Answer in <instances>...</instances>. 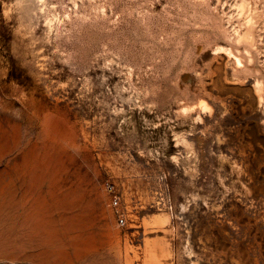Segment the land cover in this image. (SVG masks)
I'll return each mask as SVG.
<instances>
[{"label": "rangeland", "instance_id": "obj_1", "mask_svg": "<svg viewBox=\"0 0 264 264\" xmlns=\"http://www.w3.org/2000/svg\"><path fill=\"white\" fill-rule=\"evenodd\" d=\"M0 116L82 201L0 264H264V0H0Z\"/></svg>", "mask_w": 264, "mask_h": 264}, {"label": "bare ground", "instance_id": "obj_2", "mask_svg": "<svg viewBox=\"0 0 264 264\" xmlns=\"http://www.w3.org/2000/svg\"><path fill=\"white\" fill-rule=\"evenodd\" d=\"M1 108L3 109V107ZM7 108H9V106ZM4 110L5 109H3V111ZM21 115L20 113V116ZM12 117L13 116H11V118ZM11 118L6 119L12 121ZM27 119L28 118L24 117V122L26 121L27 123ZM12 122L15 127L19 129L20 123L16 121ZM44 139L45 138H42V140ZM27 141L30 140L26 135L20 132L11 137L10 140H7L5 148L0 150V161L4 155L18 151L20 145ZM39 169V180L35 188L41 196L37 202H31L30 195H27L30 194L32 190V187H27L26 184L28 181L27 176H29L31 171L30 165L22 162L0 172V178L4 177V180L0 181V191L2 193L0 200L1 247L7 249L15 246L31 247L34 244H38L42 239V237L38 235L43 223L42 216L50 215L52 225L58 226L65 222L66 216L70 215L71 212L81 209L82 201H66V196H68V194L66 190H64L65 184L58 183L57 189L59 192L57 194L55 193L54 197L48 200L47 197L42 194L43 187L48 179L47 171L44 168ZM20 179H23L21 184L23 193L17 196V183ZM54 190H56V187ZM61 195L63 196L61 197ZM58 237L59 240L65 238L64 236L54 235L52 236V240L55 241Z\"/></svg>", "mask_w": 264, "mask_h": 264}, {"label": "built area", "instance_id": "obj_3", "mask_svg": "<svg viewBox=\"0 0 264 264\" xmlns=\"http://www.w3.org/2000/svg\"><path fill=\"white\" fill-rule=\"evenodd\" d=\"M110 191V207L113 209L117 222L119 225L125 224V216L124 213L120 210V196L113 190L112 187H108Z\"/></svg>", "mask_w": 264, "mask_h": 264}]
</instances>
